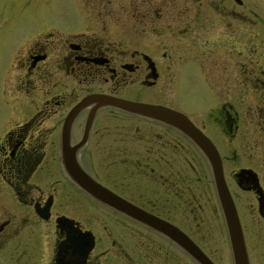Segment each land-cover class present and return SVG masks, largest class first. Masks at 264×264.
<instances>
[{
    "label": "flooded vegetation",
    "instance_id": "obj_1",
    "mask_svg": "<svg viewBox=\"0 0 264 264\" xmlns=\"http://www.w3.org/2000/svg\"><path fill=\"white\" fill-rule=\"evenodd\" d=\"M128 1L139 4L134 44L50 25L15 33L0 14V44L11 48L0 63V264H201L166 231L182 233L212 264L218 250L204 244L220 236L234 264L229 204L248 264L253 251L264 255L257 12L236 9L242 0ZM102 96L167 115L97 106ZM62 143L100 187L161 229L68 180Z\"/></svg>",
    "mask_w": 264,
    "mask_h": 264
},
{
    "label": "rangeland",
    "instance_id": "obj_2",
    "mask_svg": "<svg viewBox=\"0 0 264 264\" xmlns=\"http://www.w3.org/2000/svg\"><path fill=\"white\" fill-rule=\"evenodd\" d=\"M245 11L253 10L264 27V1L242 0ZM242 5V3H241ZM170 9L167 10V12ZM0 14L11 16L13 32L23 33L43 25L56 26L62 30L82 32L84 35H98L116 42H139L141 30L139 23V4L128 0H0ZM262 36L264 31L261 30ZM147 36V35H145ZM11 48L0 44V63ZM253 246V243H250ZM206 250H218L212 253L216 264H228L230 256L225 251V241L209 240L204 244ZM254 264H264V255L253 251Z\"/></svg>",
    "mask_w": 264,
    "mask_h": 264
},
{
    "label": "water",
    "instance_id": "obj_3",
    "mask_svg": "<svg viewBox=\"0 0 264 264\" xmlns=\"http://www.w3.org/2000/svg\"><path fill=\"white\" fill-rule=\"evenodd\" d=\"M264 1V0H263ZM95 101L99 103V105L109 104L111 106L123 109L125 111L137 114L141 117H147V119L150 120H158L161 115L165 116L166 113H162V110H159V108L156 105H147V104H138L136 102L122 100V99H116V98H106L105 96L94 98ZM82 106V104H78L77 107L74 109V111L71 113L70 116H73L77 110ZM68 148H66L65 144L62 143V158L60 161V168L64 172L65 176L70 180L72 183L80 187L84 190L86 194L91 196L92 198L114 208L115 210L132 217L133 219L143 223V225L149 226L153 228L154 230L161 229L160 224L157 223L155 219H152L151 215H147L146 213L142 212V210H139L132 206L131 204L127 203L124 200H121L119 197L115 196L108 190L100 187L89 175H87L79 166L77 163L74 154L72 152L67 151ZM214 181H216V191H219L218 197L219 201H221V205L224 208L225 201L223 200L225 196L224 193H221V184L219 177H215ZM232 207V206H231ZM228 213L225 215L226 218V228H227V237L229 243V248L231 251V256L233 259L234 264H248V260L246 257V250L244 249V240H242L241 236V230L238 226V220L235 216V210L230 209V204L228 207ZM166 234H170L173 238L178 239L177 243H180V247L183 249L185 253H188L197 262H201V264H212V262H209L202 254V252H199L185 237H183L182 233L173 234L170 232H165ZM176 233V232H175ZM175 240V239H174Z\"/></svg>",
    "mask_w": 264,
    "mask_h": 264
}]
</instances>
